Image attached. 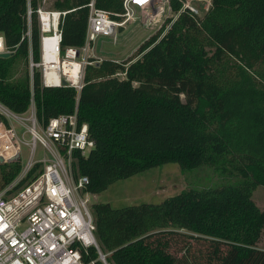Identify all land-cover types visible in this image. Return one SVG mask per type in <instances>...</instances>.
Listing matches in <instances>:
<instances>
[{"label":"trees","instance_id":"1","mask_svg":"<svg viewBox=\"0 0 264 264\" xmlns=\"http://www.w3.org/2000/svg\"><path fill=\"white\" fill-rule=\"evenodd\" d=\"M90 2H54V10L68 12L61 23L63 52L85 46ZM96 6L115 21L125 13L124 0H96ZM38 7L39 0H31L30 47L28 0H0V34L15 52L0 58V101L18 113L30 106L31 81L29 73L15 77L30 48L40 60ZM172 9L178 16L139 48L137 58H91L80 93L44 88L36 72L39 117L48 122L72 114L78 104L96 146L78 158L77 170L97 195L167 164L241 177L161 204H95L96 237L102 251L112 253L109 264H264L258 247L264 211L253 200L264 187V0H212L202 18L176 0ZM20 172L19 163L0 164V191Z\"/></svg>","mask_w":264,"mask_h":264},{"label":"built area","instance_id":"2","mask_svg":"<svg viewBox=\"0 0 264 264\" xmlns=\"http://www.w3.org/2000/svg\"><path fill=\"white\" fill-rule=\"evenodd\" d=\"M49 1L39 0L36 11L40 60H35L32 48L26 59L30 106L26 112L18 113L0 101V164L21 165L18 177L0 191V264H109L107 258L112 253L105 254L96 237L93 207L98 195L89 191V178L77 170L78 158L87 157L96 144L90 138L88 124L80 122L78 104L72 114L53 117L48 122L40 119L33 87L35 73H40L44 88L71 87L80 93L85 69L94 64L90 58L96 39L109 37L116 43L118 30L138 22L151 31H160L168 19L178 16L172 9L175 0H124L121 21L112 19L108 11L96 6V0H91L85 46L68 47L65 52L61 23L68 12L47 9ZM176 1L199 18L212 7V0ZM195 2H205V10L197 8ZM32 15L28 0L29 28L25 37L30 47ZM6 53L15 52L0 34V56ZM72 64L79 65L77 80L64 71L66 65ZM23 146L30 151L25 165ZM23 182L27 183L18 188ZM92 251L98 254L97 259H91Z\"/></svg>","mask_w":264,"mask_h":264},{"label":"rangeland","instance_id":"3","mask_svg":"<svg viewBox=\"0 0 264 264\" xmlns=\"http://www.w3.org/2000/svg\"><path fill=\"white\" fill-rule=\"evenodd\" d=\"M54 2L55 0L49 1L46 8L54 9ZM194 5L204 11L206 3L195 2ZM137 15L142 16L140 12ZM158 32L159 30L151 31L143 27L139 22L129 24L118 30L116 43L109 37L96 39L92 46L93 55L91 58L99 61L108 59L118 62L137 58L139 48ZM28 73V61L25 59L22 61L20 71L15 79H19ZM19 132L22 133L23 129H19ZM40 155L41 150L39 149L38 157ZM29 156V148L23 146L22 160L24 165L28 162ZM240 180L241 177L238 174L223 173L214 167L204 166L186 172L178 164H167L112 184L105 192L98 195L97 203H109L116 209L141 204H161L166 199L188 190L218 188L225 184H236ZM253 200L264 211L263 186L254 191ZM258 247L264 250V231Z\"/></svg>","mask_w":264,"mask_h":264},{"label":"bare ground","instance_id":"4","mask_svg":"<svg viewBox=\"0 0 264 264\" xmlns=\"http://www.w3.org/2000/svg\"><path fill=\"white\" fill-rule=\"evenodd\" d=\"M64 71L66 73H71L72 77L75 78L76 80L78 79V74H79V65L77 64H72V65H66L64 68ZM55 78L58 79V74L53 75Z\"/></svg>","mask_w":264,"mask_h":264},{"label":"water","instance_id":"5","mask_svg":"<svg viewBox=\"0 0 264 264\" xmlns=\"http://www.w3.org/2000/svg\"><path fill=\"white\" fill-rule=\"evenodd\" d=\"M12 55L13 54H11V53H6V54L1 55L0 58H10ZM63 85H66V83L63 82Z\"/></svg>","mask_w":264,"mask_h":264},{"label":"crops","instance_id":"6","mask_svg":"<svg viewBox=\"0 0 264 264\" xmlns=\"http://www.w3.org/2000/svg\"><path fill=\"white\" fill-rule=\"evenodd\" d=\"M113 61H115V60H113ZM117 62V61H116Z\"/></svg>","mask_w":264,"mask_h":264}]
</instances>
